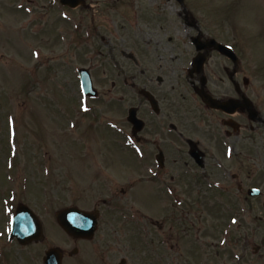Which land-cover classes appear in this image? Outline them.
<instances>
[{
	"label": "rangeland",
	"instance_id": "374dc122",
	"mask_svg": "<svg viewBox=\"0 0 264 264\" xmlns=\"http://www.w3.org/2000/svg\"><path fill=\"white\" fill-rule=\"evenodd\" d=\"M29 1L36 7L0 0V264H42L50 248L61 250L62 264H264V247L254 251L264 237L262 130L252 134L247 151L234 149L229 158L223 151L216 155L214 143H203L210 160L219 159L222 175H236L244 189L258 187L263 195L248 199L224 183L227 192L198 203L151 195V168L147 173L138 168L135 155L109 126L128 131L127 111L142 102L141 89L157 87L164 91L156 90L158 95L172 98L187 95L191 32L177 18L176 5L84 0L91 6L73 10L61 8L58 0ZM222 1L200 2L205 17L227 28L230 13ZM250 1L246 19L252 20L261 4L242 0V7ZM203 17L198 20L206 25ZM251 48L261 54L264 40ZM122 53L135 57L139 67ZM80 68L89 70L99 95L111 91L123 102L85 99ZM209 73L213 90H222L216 73ZM244 74L264 114V69ZM112 190L115 205L100 206ZM19 203L29 206L43 227L41 241L24 247L8 240ZM96 206L101 216L92 240L73 241L58 228L57 211Z\"/></svg>",
	"mask_w": 264,
	"mask_h": 264
},
{
	"label": "flooded vegetation",
	"instance_id": "af4514ba",
	"mask_svg": "<svg viewBox=\"0 0 264 264\" xmlns=\"http://www.w3.org/2000/svg\"><path fill=\"white\" fill-rule=\"evenodd\" d=\"M23 1L31 7L37 5L36 1ZM166 1H172L176 5L177 18L190 29L193 56L188 65L191 67L193 58L199 56L204 60L203 75L193 73L188 75V69L184 88L187 95L178 98H172L168 94L158 95L157 91L160 88L151 86V98L155 104L150 107L146 98L142 97V102L139 101L136 107H131L136 109L137 118L144 124L142 130L135 131L137 126L131 125L127 119L128 131L126 132L117 130L114 123H110L109 126L116 129L118 141L133 151L138 168L143 167L145 173L147 168H151V175L148 176L151 178V195L166 194L175 199H194L199 203V199L210 196L212 198L216 194L227 192L228 189L222 186L224 183L236 188L237 194L246 195V191L252 186L244 189L236 175H222V170L218 167L219 159L210 160V153L203 141L214 143L216 155L223 151L224 158L226 149L230 152L234 149L243 153L247 151L251 146L252 134L262 130L264 135V114L252 100V94H254L252 84L248 76L244 74V72L264 69V51L260 54L251 48L253 43L264 40V0H258L261 4L260 14L254 15L252 20L246 19L249 16L247 13L250 12L251 1L242 7V0H223L224 6L228 7L225 11L230 13L227 28L217 21L209 20L207 16L209 14L201 4V0ZM89 6H91L90 3L84 1V6L80 8ZM201 14L207 22L206 25H201L198 20ZM205 14H207L206 17ZM203 28L208 29L201 31ZM210 40L227 47L229 51L221 52L213 46H205ZM122 55L132 64V67H139V61L131 54L126 56L122 53ZM211 71L216 73L215 80L222 90H213L212 75L209 73ZM156 82L162 85L163 79L158 77ZM113 89L114 85H112V91ZM202 90L221 103L235 100L244 102L246 107L242 108L243 105L237 110H226V112L211 109L203 104L198 96ZM110 92H104L100 99L106 102L107 99H115L117 104L123 102L122 96H112L109 95ZM248 108H250L249 111ZM252 109L256 110L259 117L257 122L251 121ZM120 194L127 193L121 189ZM115 201V190H112L101 201L100 206L115 205L113 204ZM245 238H247L246 234ZM262 247H264V238H260L259 245L254 248V251L257 252Z\"/></svg>",
	"mask_w": 264,
	"mask_h": 264
},
{
	"label": "water",
	"instance_id": "95a60500",
	"mask_svg": "<svg viewBox=\"0 0 264 264\" xmlns=\"http://www.w3.org/2000/svg\"><path fill=\"white\" fill-rule=\"evenodd\" d=\"M59 1L61 5L68 6L70 8L83 5L81 0ZM210 44L214 43L210 42ZM214 45L220 47L219 45ZM202 64V59L196 58L194 62V72L201 73ZM78 73L84 96L95 98L97 96V91L93 88L89 72L85 69H80ZM142 94L148 98L151 105V103H153L151 96L144 91ZM199 96L201 97V100L212 109L227 110V108H232V110H236L239 108L237 102L234 101L219 103L204 92L199 93ZM135 119V110L131 109L129 111L128 120L131 123L136 124ZM251 119L257 120L255 112H253ZM139 129H141V126L138 127V130ZM248 194L250 196H255L259 193L258 191L250 190ZM97 217V212H84L75 207L62 209L55 213L57 224L67 235L74 239L84 240H90L93 238L97 229ZM13 238H16L21 245L37 242L42 238V227L39 220L30 211V209L23 204H19L17 206L15 214L12 218L10 239L12 240ZM61 258L62 255L58 249H50L45 253L43 264H61Z\"/></svg>",
	"mask_w": 264,
	"mask_h": 264
}]
</instances>
